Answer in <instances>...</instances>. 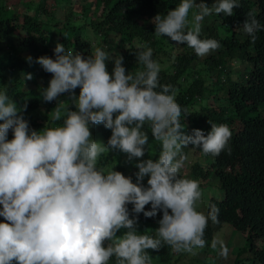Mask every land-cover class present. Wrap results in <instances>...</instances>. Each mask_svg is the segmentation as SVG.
I'll return each mask as SVG.
<instances>
[{"label": "clouds", "instance_id": "obj_1", "mask_svg": "<svg viewBox=\"0 0 264 264\" xmlns=\"http://www.w3.org/2000/svg\"><path fill=\"white\" fill-rule=\"evenodd\" d=\"M239 6L240 0H213L211 6L206 0H179L165 15L152 18L154 34L186 42L205 56L221 45L215 38L201 37V21L213 13L232 15ZM194 8L198 10L190 20ZM261 29L264 24L249 11L242 32L255 40ZM137 49L143 68L127 72L122 55L112 57L99 46L84 56L58 42L55 58L36 57L53 74L41 90L43 100L67 91L75 105L60 126L30 128L17 114L20 110L7 87H0V264H108L111 257L115 264H152L147 249L166 244L174 252L195 254L205 246L204 230L209 219L218 221L219 209L213 203L207 213L198 210L203 190L197 180L180 174L188 160L182 149L192 144L191 149L205 155L230 151L231 130L210 121L207 134L200 128L182 131V113L188 110L177 102L170 84L160 83L162 65L153 49L140 44ZM235 68L228 66L227 71ZM61 103L53 109V120L61 118ZM100 122L111 130L106 144L90 131ZM145 124L161 147L157 159L137 161L136 182L114 167H98V158L108 150H120L130 160L143 157L145 146L150 147ZM145 176L147 186L142 183ZM129 203L132 212L146 217L162 210L153 235L137 230L138 217L130 215ZM121 229L126 230L117 235ZM210 246H219L220 255L227 256L225 241L218 236Z\"/></svg>", "mask_w": 264, "mask_h": 264}, {"label": "trees", "instance_id": "obj_2", "mask_svg": "<svg viewBox=\"0 0 264 264\" xmlns=\"http://www.w3.org/2000/svg\"><path fill=\"white\" fill-rule=\"evenodd\" d=\"M10 1L0 0V87H7L8 95L20 110L17 114L29 121L30 128L39 131L45 126H60L67 110H75L67 91L52 101H44L41 96V90L48 86L53 74L45 71L36 57L55 58L58 42L84 56L90 55L97 46L112 57L120 54L124 57L126 72L143 68L135 54L137 45L151 47L154 58L162 65L160 83L170 84L177 102L188 110L185 116L182 113V131L191 133L193 128H200L207 134L211 121L226 124L232 133L228 141L230 151L224 149L218 155L202 154L198 148L191 149L192 144L182 149L188 154V160L180 174L197 180L203 190L198 210L207 213L213 203L219 209L218 221L209 219L204 230L203 248L209 246L214 230L233 227L243 235L244 245L221 264H264V29L257 31L255 40L242 32V22L249 11L264 24V0H240L232 15L215 13L216 20L201 26L204 27L200 33L202 38H215L221 45L215 54L204 58L186 42L154 34L152 18L165 15L179 0H89L88 3L13 0L29 5L27 11L18 7L15 13L9 8ZM61 2L66 5L63 19L56 16ZM206 3L211 6L208 0ZM196 10L189 11L190 20L192 11ZM113 34L120 36L119 42L110 41ZM29 55L33 58L31 62L26 59ZM106 63L111 72L113 61ZM228 66L236 67L232 70H236L235 74L227 71ZM238 68L242 69L237 71ZM27 73L32 74L30 79ZM25 83L28 87H24ZM74 91L78 95L79 86ZM59 102H62L61 118L53 120V109ZM144 130H148L150 147L145 146L143 157L130 160L120 150H108L98 158V167H114L136 182L138 168L132 174L131 164L140 159H157L161 147L147 124ZM90 131L94 139L105 144L111 135V130L102 122ZM147 179L145 176L142 181L145 186ZM132 207L129 203L130 215L138 217L137 227L145 228L140 232L153 235L162 210L154 217H146L143 212H132ZM149 208L150 203L145 205L146 210ZM0 220L4 217L0 216ZM203 248L195 254L183 252V259L188 264H214L205 258H192ZM146 251L151 255L152 264H171L173 253L169 245ZM108 264H115V257Z\"/></svg>", "mask_w": 264, "mask_h": 264}, {"label": "rangeland", "instance_id": "obj_3", "mask_svg": "<svg viewBox=\"0 0 264 264\" xmlns=\"http://www.w3.org/2000/svg\"><path fill=\"white\" fill-rule=\"evenodd\" d=\"M75 2L88 3L89 0H75ZM208 3L212 4L213 0H208ZM8 4L10 6L9 8H11L14 11V13L18 9V7L24 9L25 11H27V7H29V5L26 4V3L25 4L24 3H17L16 1L14 3L13 0L10 1ZM59 4H60V8L56 11V16L58 15L60 17V19H63L64 10H65L64 8H65L66 5L63 2H61ZM213 20H216L215 13L211 14L210 16H206L201 21V26H205V25L209 24ZM201 29H204V27L201 28ZM111 37L112 38H111L110 41L113 40L115 42H119L120 36L113 34ZM176 45H177V43L174 44V46H176ZM177 50H178V47L176 48V50L174 49V51H177ZM215 52L216 51L213 50V51H211L210 53H208L206 55H211V54H213ZM26 53H27V51H26ZM203 58H204V56H203ZM168 64H169V62H168ZM240 69H242V68H238L237 71L240 70ZM235 72H236V70L232 71V74H235ZM28 85H29L28 83H25L24 87H28ZM42 119L44 120V116L43 115H42ZM10 135H13L11 129L9 130V134H8V138L9 139H10ZM135 169H136V164L132 163L131 166L129 167V170L132 172V174H134ZM212 181L215 182V180H212ZM137 230L141 231V230H145V228L137 227ZM123 231H124V229L119 230L117 235L119 234V232L122 233ZM214 236H218L219 238H221V239H223L225 241V245L228 248L227 256L220 255L219 246H217L216 248H212L210 246L211 245V242H210L209 246L203 248L199 253H197L195 256H193L192 257L193 259H195V258H205L206 261L212 262L214 264H221L222 262L225 261V259L228 256L234 255L244 245V239L242 237V234H240L239 232H237L236 230H234V229H232L230 227L222 228L219 231L214 230L213 233H212L211 241H212ZM172 253L173 254H172L171 264H188V262L183 259L185 257L183 252L177 253V252L172 251ZM153 264H156V263H153ZM157 264H159V263H157Z\"/></svg>", "mask_w": 264, "mask_h": 264}]
</instances>
